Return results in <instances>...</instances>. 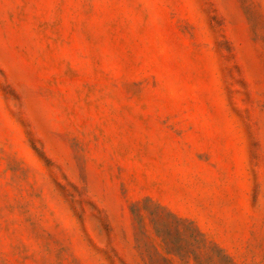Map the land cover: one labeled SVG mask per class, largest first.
<instances>
[{
    "label": "rangeland",
    "instance_id": "1",
    "mask_svg": "<svg viewBox=\"0 0 264 264\" xmlns=\"http://www.w3.org/2000/svg\"><path fill=\"white\" fill-rule=\"evenodd\" d=\"M0 264H264V0H0Z\"/></svg>",
    "mask_w": 264,
    "mask_h": 264
}]
</instances>
